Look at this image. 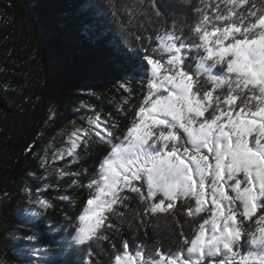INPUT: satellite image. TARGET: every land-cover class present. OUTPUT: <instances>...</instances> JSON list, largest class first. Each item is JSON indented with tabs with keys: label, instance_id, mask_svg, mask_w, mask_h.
Returning a JSON list of instances; mask_svg holds the SVG:
<instances>
[{
	"label": "snow or ice",
	"instance_id": "6c2138e0",
	"mask_svg": "<svg viewBox=\"0 0 264 264\" xmlns=\"http://www.w3.org/2000/svg\"><path fill=\"white\" fill-rule=\"evenodd\" d=\"M108 7L118 14L114 0ZM192 9L191 21L177 28L175 20L168 25L165 0L125 5L129 25L153 29L130 33L135 44L127 46L110 44V32L100 25L104 5L78 13L90 39L110 44L120 87L138 82L143 99L124 128L93 113L90 127L70 133V147L55 156L69 157L68 165L78 163L81 142L106 146L92 175L54 165L52 171L42 165L43 176L28 173L36 182L34 192L24 188L31 217L55 207L41 198L61 187L52 175L72 178L70 190L89 196L79 210L65 209L58 227L46 229L67 233L66 246L45 242L31 229L14 237L17 264H103L105 256L107 264H264V0H220L211 13ZM55 118V112L48 117ZM58 198L73 202L67 192ZM131 199L138 201L140 224L160 214L174 222L178 231L169 243L112 238ZM68 249L71 254L59 259Z\"/></svg>",
	"mask_w": 264,
	"mask_h": 264
},
{
	"label": "trees",
	"instance_id": "16d2710c",
	"mask_svg": "<svg viewBox=\"0 0 264 264\" xmlns=\"http://www.w3.org/2000/svg\"><path fill=\"white\" fill-rule=\"evenodd\" d=\"M110 2L0 0V264H16L12 250L14 237L29 234L30 229L43 234L45 242L54 240L65 246L70 242L67 233L46 229L49 224L58 227L65 209L79 210L89 192L78 187L71 191L72 178L58 179L52 175L50 181L61 187L44 191L41 198H47L55 207L47 210L43 217H31L27 215L29 205L24 199L27 195L24 188L27 185L34 192L36 182L28 173L34 171L43 176L44 167L52 171L54 165L57 169L81 172L87 168L88 175H92L106 154V146L99 142H81L78 163L68 165L65 162L69 157L59 160L55 156L70 147V133L90 127L87 120L95 118L93 113L102 121L110 120L124 128L143 99L138 82L124 81L125 87H120L123 78L111 71L108 49L117 41L124 46L134 45V36L130 33L147 35L153 29L145 24L137 31L136 22L128 24L124 6L134 5L137 0H114L116 16L108 7ZM219 2L189 0L184 4L182 0H165L168 25L175 20L179 28L190 22L194 16L192 5L211 13L212 7ZM89 4L105 6L100 25L110 32V44L98 45L89 38L87 29L79 27L76 16ZM53 112L56 118L49 120ZM29 146L31 150L26 152ZM58 192H67L73 202H62ZM128 204L125 216L117 218L119 230H112V238L117 242L128 240L135 244L143 240L152 246L163 239L167 244L169 234L178 231L165 214L153 217L146 226L140 224L136 216L138 201L131 199ZM26 217L28 223H22ZM36 220H39L38 224H35ZM105 246L110 250L107 242ZM71 252L72 249H68L58 258L66 259ZM103 264H107L106 256Z\"/></svg>",
	"mask_w": 264,
	"mask_h": 264
},
{
	"label": "rangeland",
	"instance_id": "374dc122",
	"mask_svg": "<svg viewBox=\"0 0 264 264\" xmlns=\"http://www.w3.org/2000/svg\"><path fill=\"white\" fill-rule=\"evenodd\" d=\"M16 264H17V261H16Z\"/></svg>",
	"mask_w": 264,
	"mask_h": 264
}]
</instances>
